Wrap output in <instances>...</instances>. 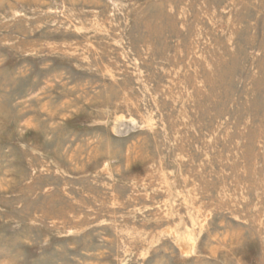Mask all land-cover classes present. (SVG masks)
Segmentation results:
<instances>
[{"label":"rangeland","instance_id":"rangeland-1","mask_svg":"<svg viewBox=\"0 0 264 264\" xmlns=\"http://www.w3.org/2000/svg\"><path fill=\"white\" fill-rule=\"evenodd\" d=\"M0 264H264V0H0Z\"/></svg>","mask_w":264,"mask_h":264}]
</instances>
